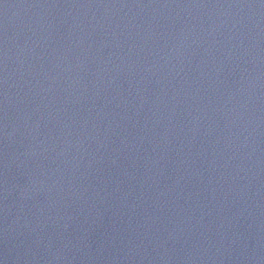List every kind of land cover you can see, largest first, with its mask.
I'll use <instances>...</instances> for the list:
<instances>
[{
  "label": "water",
  "instance_id": "obj_1",
  "mask_svg": "<svg viewBox=\"0 0 264 264\" xmlns=\"http://www.w3.org/2000/svg\"><path fill=\"white\" fill-rule=\"evenodd\" d=\"M0 264H264V0H0Z\"/></svg>",
  "mask_w": 264,
  "mask_h": 264
}]
</instances>
